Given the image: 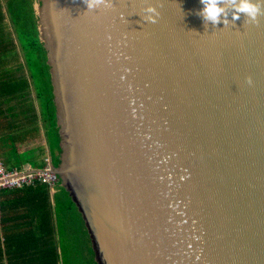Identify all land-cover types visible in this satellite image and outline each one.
Wrapping results in <instances>:
<instances>
[{"label": "water", "instance_id": "95a60500", "mask_svg": "<svg viewBox=\"0 0 264 264\" xmlns=\"http://www.w3.org/2000/svg\"><path fill=\"white\" fill-rule=\"evenodd\" d=\"M220 6L214 25L200 0L35 3L54 172L98 264H264V5Z\"/></svg>", "mask_w": 264, "mask_h": 264}, {"label": "trees", "instance_id": "16d2710c", "mask_svg": "<svg viewBox=\"0 0 264 264\" xmlns=\"http://www.w3.org/2000/svg\"><path fill=\"white\" fill-rule=\"evenodd\" d=\"M36 1L0 0V57L8 49L7 13L45 109L50 159L57 168L61 138L47 52L39 38ZM4 156L0 149V161L8 166ZM59 184L54 190L35 183L0 191V264H98L82 214L69 191Z\"/></svg>", "mask_w": 264, "mask_h": 264}, {"label": "crops", "instance_id": "0c3cea01", "mask_svg": "<svg viewBox=\"0 0 264 264\" xmlns=\"http://www.w3.org/2000/svg\"><path fill=\"white\" fill-rule=\"evenodd\" d=\"M6 16L8 49L0 57V149L8 163L4 165L6 168L38 170L51 157L45 109L38 98L21 42L7 13Z\"/></svg>", "mask_w": 264, "mask_h": 264}, {"label": "clouds", "instance_id": "9594fccd", "mask_svg": "<svg viewBox=\"0 0 264 264\" xmlns=\"http://www.w3.org/2000/svg\"><path fill=\"white\" fill-rule=\"evenodd\" d=\"M87 10L99 9L108 6V0H84ZM203 7L198 11V15L203 22L211 24L221 23V16L224 9L220 6V0H200ZM234 12L233 19H238L241 14L245 15L253 22H257V17L261 14V6L264 0H232ZM144 19L150 23H156L159 12L151 4L144 9ZM226 22V21H225Z\"/></svg>", "mask_w": 264, "mask_h": 264}, {"label": "built area", "instance_id": "2783aa9c", "mask_svg": "<svg viewBox=\"0 0 264 264\" xmlns=\"http://www.w3.org/2000/svg\"><path fill=\"white\" fill-rule=\"evenodd\" d=\"M54 171L55 167L50 158L45 160L43 168L31 171L7 169L0 161V191L5 188H25L35 183L47 184L54 188L59 182V177Z\"/></svg>", "mask_w": 264, "mask_h": 264}]
</instances>
